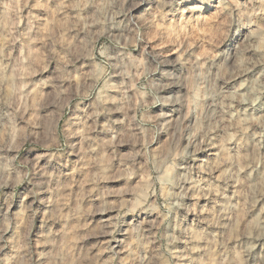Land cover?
Listing matches in <instances>:
<instances>
[{
	"label": "clouds",
	"instance_id": "obj_1",
	"mask_svg": "<svg viewBox=\"0 0 264 264\" xmlns=\"http://www.w3.org/2000/svg\"><path fill=\"white\" fill-rule=\"evenodd\" d=\"M0 264H264V0H0Z\"/></svg>",
	"mask_w": 264,
	"mask_h": 264
}]
</instances>
